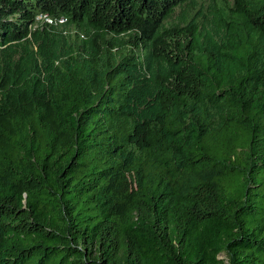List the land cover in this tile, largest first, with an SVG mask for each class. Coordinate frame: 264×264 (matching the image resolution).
<instances>
[{
	"label": "trees",
	"instance_id": "obj_1",
	"mask_svg": "<svg viewBox=\"0 0 264 264\" xmlns=\"http://www.w3.org/2000/svg\"><path fill=\"white\" fill-rule=\"evenodd\" d=\"M205 1L0 0V264H264V0Z\"/></svg>",
	"mask_w": 264,
	"mask_h": 264
},
{
	"label": "rangeland",
	"instance_id": "obj_2",
	"mask_svg": "<svg viewBox=\"0 0 264 264\" xmlns=\"http://www.w3.org/2000/svg\"><path fill=\"white\" fill-rule=\"evenodd\" d=\"M211 2H210V0H206L205 2H204V4H205V6L207 7L209 4H210ZM198 11V10H197ZM197 11H195V13L194 14H196L197 13ZM178 16H179V10L177 11V13L175 14V16H174V20H176L177 18H178ZM64 30H65V33L67 34V36H69L70 38H72L73 40L74 39H76V37H77V31H76V29L74 28V27H62ZM222 258H226V256H223Z\"/></svg>",
	"mask_w": 264,
	"mask_h": 264
},
{
	"label": "built area",
	"instance_id": "obj_3",
	"mask_svg": "<svg viewBox=\"0 0 264 264\" xmlns=\"http://www.w3.org/2000/svg\"><path fill=\"white\" fill-rule=\"evenodd\" d=\"M39 19L43 20L44 22L50 24V25H64L68 22V18L66 17H60L57 19H53L48 15H43L39 17Z\"/></svg>",
	"mask_w": 264,
	"mask_h": 264
}]
</instances>
